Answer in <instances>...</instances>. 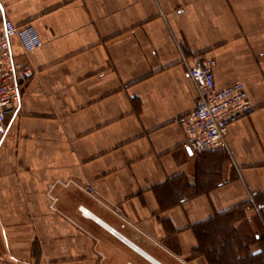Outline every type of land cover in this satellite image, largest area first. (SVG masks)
Masks as SVG:
<instances>
[{
  "label": "crops",
  "instance_id": "0c3cea01",
  "mask_svg": "<svg viewBox=\"0 0 264 264\" xmlns=\"http://www.w3.org/2000/svg\"><path fill=\"white\" fill-rule=\"evenodd\" d=\"M0 11L43 41L12 45L32 75L0 137V264H264V0H0ZM198 54L254 106L225 149L202 155L177 123L195 107Z\"/></svg>",
  "mask_w": 264,
  "mask_h": 264
},
{
  "label": "built area",
  "instance_id": "2783aa9c",
  "mask_svg": "<svg viewBox=\"0 0 264 264\" xmlns=\"http://www.w3.org/2000/svg\"><path fill=\"white\" fill-rule=\"evenodd\" d=\"M14 41L24 53L43 44L34 25L17 26L0 11V137L5 133L6 117L18 111L23 84L32 75L29 69L15 60L12 53ZM215 64L213 58L198 54L192 58L188 69L189 77L197 86L198 97L193 111L180 117L177 123L184 136L183 147L195 155L225 149L229 125L254 111L243 83L237 81L223 87L216 85ZM87 190L91 192L90 188ZM77 210L81 216L90 217L83 207ZM107 231L136 250L116 230L107 228Z\"/></svg>",
  "mask_w": 264,
  "mask_h": 264
},
{
  "label": "bare ground",
  "instance_id": "6f19581e",
  "mask_svg": "<svg viewBox=\"0 0 264 264\" xmlns=\"http://www.w3.org/2000/svg\"><path fill=\"white\" fill-rule=\"evenodd\" d=\"M88 215H89L91 218H93V216H91V214L88 213ZM94 219H95V218H94ZM95 220H96V219H95Z\"/></svg>",
  "mask_w": 264,
  "mask_h": 264
}]
</instances>
